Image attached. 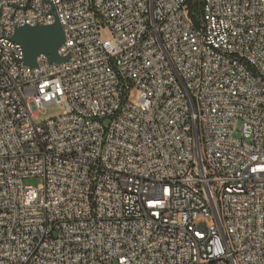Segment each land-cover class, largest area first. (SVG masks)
Here are the masks:
<instances>
[{"label": "built area", "instance_id": "built-area-1", "mask_svg": "<svg viewBox=\"0 0 264 264\" xmlns=\"http://www.w3.org/2000/svg\"><path fill=\"white\" fill-rule=\"evenodd\" d=\"M192 17L0 0V264H264V0ZM56 18L69 60L25 66L15 29Z\"/></svg>", "mask_w": 264, "mask_h": 264}, {"label": "water", "instance_id": "water-1", "mask_svg": "<svg viewBox=\"0 0 264 264\" xmlns=\"http://www.w3.org/2000/svg\"><path fill=\"white\" fill-rule=\"evenodd\" d=\"M11 40L23 48V64L29 68L37 67L39 56H45L49 64H61L69 60V56L62 57L58 53L65 37L57 18L52 25L17 28Z\"/></svg>", "mask_w": 264, "mask_h": 264}, {"label": "rangeland", "instance_id": "rangeland-1", "mask_svg": "<svg viewBox=\"0 0 264 264\" xmlns=\"http://www.w3.org/2000/svg\"><path fill=\"white\" fill-rule=\"evenodd\" d=\"M101 37L104 40H111V35L105 29H101ZM132 101L136 100V96L131 99ZM60 110L56 106H48L41 111V114L37 117V123H43L50 118L58 116L60 114ZM42 179L40 178H27L23 180L25 186H31L36 188L39 184H41Z\"/></svg>", "mask_w": 264, "mask_h": 264}, {"label": "trees", "instance_id": "trees-1", "mask_svg": "<svg viewBox=\"0 0 264 264\" xmlns=\"http://www.w3.org/2000/svg\"><path fill=\"white\" fill-rule=\"evenodd\" d=\"M202 0H190L191 11L195 14V17H192L193 21L196 22V16L198 17L201 9Z\"/></svg>", "mask_w": 264, "mask_h": 264}]
</instances>
